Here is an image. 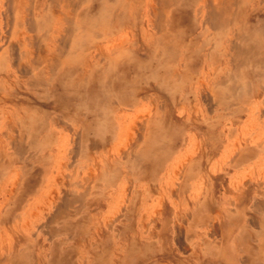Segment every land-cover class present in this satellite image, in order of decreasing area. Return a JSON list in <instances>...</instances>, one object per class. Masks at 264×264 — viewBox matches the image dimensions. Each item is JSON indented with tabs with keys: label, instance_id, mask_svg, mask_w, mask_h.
<instances>
[{
	"label": "rangeland",
	"instance_id": "obj_1",
	"mask_svg": "<svg viewBox=\"0 0 264 264\" xmlns=\"http://www.w3.org/2000/svg\"><path fill=\"white\" fill-rule=\"evenodd\" d=\"M150 1L0 0V264H227L215 242L257 246L264 67L234 19L214 51L198 23L184 34V0L159 24ZM237 5L264 64V0Z\"/></svg>",
	"mask_w": 264,
	"mask_h": 264
},
{
	"label": "crops",
	"instance_id": "obj_2",
	"mask_svg": "<svg viewBox=\"0 0 264 264\" xmlns=\"http://www.w3.org/2000/svg\"><path fill=\"white\" fill-rule=\"evenodd\" d=\"M172 1H176V0H164L162 3H160L159 5H157V8L159 9H163V7L166 5V3H172ZM185 2L182 3V11L180 12L178 18H176L178 21V23L181 24H185L186 27V31H184L185 35H189L190 32L194 29L195 25L198 23L199 24V33L200 34H205L207 31H210V34L212 35V40H214V43L211 44L212 48H215L214 51H216V45L218 44L219 40L222 38V35L224 34V30H226V26H231L232 27V22L234 19V22H238L237 26H235V28L232 29V35L234 34L236 35H240L242 36L245 40H247V44H243L245 47H247L248 49V53L249 55L252 57L251 61H257L255 59L257 53L254 52V49H257L258 46H260V41L255 40V33L256 31L254 30V28H252V25L249 24L248 26V22L246 21V11L243 9V13H241L239 11V6L237 5V1H231L230 3H228L225 8V11L221 12V14L219 12H217V14L215 15V19L214 22L210 25L207 23H204V16L203 12L201 11V5L204 3V0H184ZM163 4V5H162ZM197 4V5H196ZM197 8H195V7ZM236 7V11L233 12L232 14V8ZM228 8V9H227ZM186 9V10H185ZM188 9V10H187ZM216 10L218 11V8L216 7ZM185 13H184V12ZM192 12V13H191ZM158 13H160L158 11ZM219 13V14H218ZM157 14V12H156ZM162 14V12L160 13ZM160 14H158V16H160ZM185 14V15H184ZM232 14V20L231 22H227V18H229L228 20H230V15ZM191 15V17H190ZM197 18H199V20H197ZM137 18H134V21ZM159 19L160 17L155 20L153 23L159 24ZM167 19L169 20V17L167 16ZM264 19V13L262 14V18ZM195 20V21H194ZM151 22V20H150ZM204 26V27H203ZM206 26V27H205ZM260 31L263 32L264 27H262V29H258ZM237 31V32H236ZM204 32V33H203ZM204 39H206V37H204ZM203 39L201 40L202 44H203ZM225 43L226 45L229 46V48L231 47L233 49V41L231 40V38H225ZM201 44V43H200ZM202 48H199V50H201ZM212 51V50H211ZM4 52H6V50H4ZM10 52V51H9ZM15 52L13 50H11V56H14ZM115 55V52H112ZM20 57L22 55L18 54L16 57ZM39 56L42 58L44 56H46V52L43 51L41 53H39ZM2 58H7V54H3L1 56ZM45 58V57H44ZM6 60V59H5ZM8 60V58H7ZM3 62V60H1ZM9 62V60H8ZM12 63H18V60L12 62ZM9 68L11 67H19L17 64H12L8 65ZM257 66H262L264 67L263 62L255 65ZM34 69V68H33ZM125 69L126 66H125ZM30 73V72H28ZM24 74V72H23ZM131 104V103H130ZM234 164V163H233ZM251 208H258L260 210V212L262 213V222L261 225L256 227V231H255V241L257 243V246H254L251 242L248 241L247 238H252V236H254L253 233H251L250 231L246 232L245 234H238L237 236H234L232 238V241H230V245L227 247H224L221 253V248L219 247L221 241L219 242H215V244L217 243V245H212L210 251H208V253L210 254L209 256L213 257L219 254L223 255V260L227 263V264H264V196L261 197V200H259V198H252V203L250 204ZM250 221H247V225L249 224ZM229 230H226V232L224 233V235H221V239L227 241L230 238V234H229V238L225 235L226 233L228 234ZM215 233V232H214ZM248 233V234H247ZM253 240V239H252ZM245 243L243 245V243ZM227 243V242H226ZM180 245V242H179ZM209 246V244H208ZM185 250V249H184ZM263 259V260H262ZM258 260H261L262 262L259 263ZM199 263V262H198ZM196 263V264H198ZM219 264H221L220 262H218ZM199 264H202L201 261Z\"/></svg>",
	"mask_w": 264,
	"mask_h": 264
},
{
	"label": "bare ground",
	"instance_id": "obj_3",
	"mask_svg": "<svg viewBox=\"0 0 264 264\" xmlns=\"http://www.w3.org/2000/svg\"><path fill=\"white\" fill-rule=\"evenodd\" d=\"M7 1V0H6ZM11 1V0H10ZM195 1V0H194ZM231 1H237V0H204V3L201 5V11L203 12L204 16V23L207 24H212L214 22L215 19V15L217 14V12H219L221 14V12L225 11L226 6H228L227 4L230 3ZM162 0H151L150 1V6H149V11L148 14L150 15V20L151 22L155 20L156 18L158 19L160 16H158V8L157 5H159L160 3H162ZM185 2V1H184ZM10 4V3H9ZM11 5V4H10ZM182 5V4H181ZM197 5V4H196ZM145 6V5H144ZM195 7V6H194ZM216 7L218 8V11L216 10ZM197 8V7H195ZM228 9V8H227ZM1 10V9H0ZM186 10V9H185ZM188 10V9H187ZM10 12V11H9ZM157 12V14H156ZM184 12V11H183ZM185 13V12H184ZM192 13V12H191ZM218 13V14H219ZM161 15V14H160ZM185 15V14H184ZM191 17V15H190ZM149 18V16H148ZM12 19V18H11ZM69 20V19H68ZM66 20V21H68ZM195 21V20H194ZM32 21H30L31 23ZM212 22V23H211ZM27 24V23H26ZM32 24H34L32 22ZM30 26V24H29ZM34 26V25H33ZM31 25V27H33ZM204 27V26H203ZM206 27V26H205ZM35 28V27H34ZM33 30V28H32ZM58 32V31H57ZM56 32V33H57ZM74 32V31H73ZM237 32V31H236ZM72 33V32H71ZM204 33V32H203ZM56 39V38H55ZM58 39V38H57ZM59 40V39H58ZM65 40V39H63ZM36 44V43H35ZM59 46V45H58ZM234 46V45H233ZM67 47V46H66ZM234 48V47H233ZM14 50V49H13ZM17 52V51H16ZM14 55V54H13ZM13 59V58H12ZM17 59V58H16ZM258 61H254V65H258L257 64ZM162 102V101H161ZM140 126V125H139ZM108 148V147H107ZM69 149V148H68ZM133 157V156H132ZM122 211V210H121ZM126 226V225H125ZM176 234V233H175Z\"/></svg>",
	"mask_w": 264,
	"mask_h": 264
}]
</instances>
